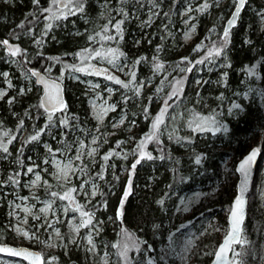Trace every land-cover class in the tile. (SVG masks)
<instances>
[{
  "label": "rangeland",
  "instance_id": "374dc122",
  "mask_svg": "<svg viewBox=\"0 0 264 264\" xmlns=\"http://www.w3.org/2000/svg\"><path fill=\"white\" fill-rule=\"evenodd\" d=\"M61 1L65 2L63 8L58 7ZM153 1L122 0L116 6L105 8L108 13L101 17L98 32H92V38L88 41L93 43L95 52L91 53V58L90 54L85 55L86 52L80 55V62L87 63L88 58L95 61L90 71H84L85 76L63 73V70L55 71L54 66L57 62L61 63V59L44 60L45 65L50 61L49 69H45L49 77L59 80L62 84L80 83L87 95L89 117L94 126L89 128L90 133L86 134L77 126L70 129L68 125L69 137L43 140L40 145L41 157L37 161L31 156L23 159V162L29 163L24 165L23 170L19 167V164L23 165L20 159L18 160L19 156L10 161L9 166L14 165L18 173L15 180L6 179L4 173L0 171V204L5 202L6 207L5 220L2 224L6 231H2L0 226V244L6 243L4 240L7 235L11 245L37 249L43 255L44 264H69L71 259L77 260L78 264H131L129 254L135 252L139 246L136 240L126 231L118 232L114 243H110L106 238H100L104 223L94 222L96 215L87 209L92 200L102 194L103 185L106 184L102 176L94 178L92 172L87 173V170H103L101 145L107 138L122 131L121 133H125L124 136H117L119 140L122 138V141H119L120 149L116 152L120 153L116 154L117 159L123 158L125 163L127 160L128 163L130 161L137 164L149 155L147 142H151L152 137L148 134H156V138L161 134L168 143H172L176 149L179 148L182 154L194 155L192 158L197 159L201 153L195 152L194 149L198 148L195 145L200 146V141L204 140L212 143L217 137H209L207 134L209 130L213 134L217 131L215 128L218 122L215 115L220 114V119L222 115L226 118L237 117L236 111L229 107L221 108L220 111V108L210 102L202 105L199 102L194 103L197 85L210 76L208 74L211 70H219L223 62L222 46L228 37L224 39L218 37L216 27L212 24V27L207 28L206 36L198 41L201 11L196 4L198 0H172L167 4L159 3L160 5L154 4ZM261 1L264 3V0ZM229 2L231 0L217 1L221 7ZM72 3L73 0H55L47 16L35 21L34 25L38 23L43 25L44 33L51 31V19L62 18L76 8ZM262 15L259 16L261 30L264 28ZM146 22L152 25L155 34L159 35L161 43L159 41L157 44L159 47L157 53L151 57L130 58L124 53L120 54V51L117 52L122 45L126 28L133 23L139 29L138 32H141ZM98 34L104 36L99 37ZM2 44L0 49L2 63L8 67L19 64L18 59L23 56V51L18 42L2 41ZM163 48L171 49L178 54L174 58L175 62L168 66L169 72H165L161 65L156 64L161 60L160 53ZM32 49L34 51V48ZM186 50L189 54L187 61H191L190 64L185 62L186 55L180 54ZM202 51L205 52L203 56L207 60H193L197 55L194 52ZM33 53L39 57L36 51ZM215 55H220V60ZM213 56L217 60L212 59ZM20 59L28 60L27 56ZM95 68L103 72L100 74ZM184 71H188V79L183 77L187 80L186 85L183 92L178 93L184 81L179 75L182 76ZM9 72L10 69L5 70L1 76L3 87H0V98L8 89L14 87ZM216 77L217 75L208 78L207 82L211 85L219 84L220 80ZM16 81L22 94L24 87L33 91L37 86L31 73L18 76ZM139 93H143L141 98L138 96ZM242 98L246 101L251 98L248 88L243 92ZM127 100L129 104L137 106V110L140 109L138 104L141 103V108L145 112L152 111L153 128L156 132L151 130L137 138L135 136L139 126L137 121H132L127 131L123 130L127 122L126 112L121 110L117 112V116L112 114L116 113V109H122V104ZM151 103L152 108H149ZM36 113L38 112L34 110L33 115L27 114L25 120L18 119L12 129L0 135L1 149H9L15 142L17 153L24 150L27 145L34 144L41 133L44 139H47L53 130L63 127L64 118H52ZM38 123L40 124L37 127ZM21 144L22 147L19 149ZM252 147L261 148L260 145L251 143L250 149ZM2 155L0 151L1 161H4L8 156ZM238 160L234 161L231 156H223V159L218 161L219 179L201 180L197 183V180L187 178L184 181L188 182L189 187L183 188L180 183L184 184L177 181V184L171 186L170 191H165V193L169 191L165 197L166 208L173 215L165 231L170 252L168 254L177 264L211 263L212 260L207 259L212 253L215 241L223 239L224 225L214 216L196 221L195 215L203 201L221 190L226 179H235L236 191L238 178L235 169ZM125 163L122 164L121 174V178L125 179L124 198L134 191L136 183ZM195 164L193 160L192 172L198 173L197 177L202 179L204 175L201 170H197ZM107 189L111 194L115 193L112 185ZM248 203L257 208L264 217V154L260 155L256 167ZM223 211L227 221L225 210ZM118 217L117 212L115 216L108 218L111 229L114 228ZM261 236L258 252L251 256L256 264H264V225ZM99 241L102 242V248ZM71 252L76 257H72ZM231 262L236 264L232 257ZM0 264L25 262L0 256ZM138 264L146 263L141 259ZM161 264H167L165 259Z\"/></svg>",
  "mask_w": 264,
  "mask_h": 264
},
{
  "label": "trees",
  "instance_id": "16d2710c",
  "mask_svg": "<svg viewBox=\"0 0 264 264\" xmlns=\"http://www.w3.org/2000/svg\"><path fill=\"white\" fill-rule=\"evenodd\" d=\"M121 1L73 0L72 5L76 8L69 11L62 18L51 19V31L44 33L43 25L39 23L34 25V22L47 16V12L51 9L55 0H0V49L3 46L2 41L13 42L16 40L23 51V56L20 58L25 56L28 58L27 61L18 59L21 66L17 64L9 67L7 64H3L0 59V87H3L1 76L8 69H10L9 75H11L14 85L0 98V135L12 129L18 119L25 120L27 114L33 115L34 110L38 112L36 113L38 115L45 114L47 117L64 118L63 127L53 130L47 139H44L41 133L38 140L34 144L27 145L24 150H19L16 153L15 142L9 146V149L3 150L0 147V151L3 153L2 156H8L4 161H1L2 158L0 157V171L4 173L6 179L15 180L17 177L16 174L18 173L14 165L9 166L10 161L15 160L16 157L19 156L18 160L20 159L23 163L21 166L19 164V167H22L20 170H23L24 165L29 164L23 162V159L31 156L36 161L39 160L42 153L40 145L43 140L51 141L52 137H69L68 125L70 129L72 126H77L86 134L90 133L89 128L94 126L89 117L87 95L83 92V87L79 82L69 85L63 83L67 106L62 113H47L41 107V88L34 85L33 91H30L27 87H24V94H22L16 78L32 73L33 70L47 74L45 69H49L50 61L45 65L44 60L49 58L62 60L61 63L57 62L55 64V71L61 72L63 70V73L70 72L80 77L85 76L84 71H90L95 64L94 59H90L91 53L95 52L92 46L93 43L88 42L92 38L91 34L94 31L98 32L99 24L102 21L101 17L108 13L105 8L109 9L116 6ZM169 1L172 0H154L153 2L160 5L159 3L167 4ZM217 1L198 0L196 2L201 10L198 24V41L206 36L207 28L212 27V24L216 27V35L222 37V24L229 17L235 0H231L222 7ZM260 14L264 16V3L261 0H247L244 10L239 16L237 26L225 36L228 38L222 46L223 62L219 70H211L208 74L210 75L208 78L217 75L216 79L219 78L220 83L211 85L207 82V78L197 85L198 90L194 96L195 104L199 102L202 105V103L210 102L218 109L220 108V111H222L221 108L229 107L238 114L235 118H226L222 115V120L220 114L215 115V120L218 122L217 128H215L217 131L213 134L209 130L207 134L209 137H217L212 143L204 140L200 141V146L195 145L198 147L194 149L195 152L201 153L197 159L192 158L194 155L182 154L179 148L176 149L172 143H168L161 134H158L159 137L157 136V138L156 134H148L149 137H152L151 142H147L148 157L137 164H132L130 161L128 163L127 160H125V163L123 158L119 157L120 159H117L116 156V154H120L116 152L120 149L119 141H122V138L119 140L120 138L117 136L123 137L125 134L119 131L118 135L107 138L106 142L101 145L103 170H87L88 174L92 172L94 178L100 175L106 182L103 185L102 194L95 197L87 208L96 215L94 222L102 221L104 223L100 238H106L110 243H114L116 235L120 231H126L132 235L139 246L136 247L135 252L132 251L129 254L131 264H138L141 259L146 264H161L163 259L167 264H177L175 259L170 258L168 254L170 252L165 235L170 219L173 217L172 212L166 208L165 197L171 186L177 184V181L184 184L180 183V186L187 188L190 186L187 185V181H184L187 178H191L193 181L197 180V183H200L201 180L214 181L217 178L219 179L218 161L222 160L225 155L231 156L234 161L240 160L250 150L251 143L260 145L259 150L261 154H264V28L261 30L259 25ZM32 26L35 27L32 28ZM146 26L148 27L146 28ZM137 29L133 23L126 28L122 45L117 49V52L120 51V54L124 53L130 58L151 57L156 54L159 50L157 44L160 38L159 35L155 34L152 25L146 22L141 32H138L139 29ZM100 36L103 37L104 35ZM32 48H34V51ZM35 51L39 54V57L33 53ZM175 52L171 49H161V60L156 64L161 65L165 72H169L168 66L175 62L176 59L174 58L178 55ZM187 52L186 50L180 54L186 55L185 62L190 64L191 61H187L189 55ZM83 53L85 55L90 54L87 63L79 61L81 59L80 55ZM194 53H197V55L193 60H207L203 56L204 51ZM215 56L220 60V55ZM213 58L215 57L213 56ZM148 60L150 61V59ZM187 73L188 71H184V74L179 75V77L188 79ZM186 81L184 79L178 93L183 92ZM170 84H172V81ZM246 88H248L251 97L247 101L242 98ZM138 96L141 98L143 93H139ZM128 100L122 104V109L118 108L116 113L112 114L117 116V112L121 110L126 112L127 122L123 130L127 131L130 123L137 121L139 123L138 129L135 131L137 138L143 133L145 134L151 130L155 131L152 111L150 113L145 112L141 108V103L138 104L140 109L137 110V106L129 104ZM152 105V103L149 104V108H152ZM39 124L36 126L38 127ZM21 147L22 144L19 149ZM51 147L53 146L51 145ZM193 160L196 163L197 170H201L204 175L202 179L197 177L198 173L192 172ZM123 162L128 169L130 168L129 172H132L133 178L136 179L134 191L125 198L123 197L125 179L121 178ZM112 166L114 167L112 168ZM111 185L115 191L113 194L107 189ZM167 190L169 191L165 193ZM235 194V179H226L221 186V190L211 198L203 201L197 208L195 220L203 221L213 216L218 218L224 225L223 236H225L228 231V223L226 216H223V210L228 216ZM55 198L57 199L58 196ZM5 208V202H2L0 204V226L3 229L2 231H6L2 225L5 220ZM117 212L120 215L114 228L111 229L108 218L115 216ZM263 225L264 217L257 208L248 203L242 237L240 242L234 246L230 255V259L232 257L236 264H256L251 256L258 252ZM5 236L4 242L11 244L8 236ZM220 242L221 240L215 241L212 253L207 261L213 259ZM100 247L102 248V242ZM70 254L72 257H76L72 252ZM69 264L78 263L77 260L73 261L71 259Z\"/></svg>",
  "mask_w": 264,
  "mask_h": 264
},
{
  "label": "water",
  "instance_id": "95a60500",
  "mask_svg": "<svg viewBox=\"0 0 264 264\" xmlns=\"http://www.w3.org/2000/svg\"><path fill=\"white\" fill-rule=\"evenodd\" d=\"M246 3L247 0H236L234 9L223 26L222 37H225L236 26L239 15L244 10ZM58 7H65V2H59ZM33 78L36 85L42 90L41 107L47 113H62L67 106L62 83L39 71L33 72ZM260 155V150L252 147L236 165L238 183L236 196L227 216L228 231L217 246L210 264H232L230 254L233 247L241 239L249 193ZM0 256L22 260L27 264H44L43 256L39 251L25 246L0 244Z\"/></svg>",
  "mask_w": 264,
  "mask_h": 264
},
{
  "label": "bare ground",
  "instance_id": "6f19581e",
  "mask_svg": "<svg viewBox=\"0 0 264 264\" xmlns=\"http://www.w3.org/2000/svg\"><path fill=\"white\" fill-rule=\"evenodd\" d=\"M234 2L236 3V0H235ZM234 6H235V4H234ZM233 9H234V7H233ZM233 9H232V11H233ZM232 11H231V13H232ZM231 13H230V15H231ZM240 14H241V13H240ZM230 15H229V17H230ZM239 16H240V15H239ZM229 17H228V18H229ZM228 18H227V19H228ZM239 18H240V17H239ZM239 18H238V19H239ZM225 22H226V21H225ZM237 23H238V20H237ZM237 23H236V26H237ZM224 24H225V23H224ZM223 26H224V25H223ZM234 29H235V28H234ZM96 69H97V68H95V71H96ZM36 71H38V70H33V71H32V73H31L32 76H33V72H36ZM39 72H41V71H39ZM41 73H43V72H41ZM50 78H52V77H50ZM53 79H54V78H53ZM55 80H56V79H55ZM57 81H59V80H57ZM59 82H60V81H59ZM61 83H62V82H61ZM62 85H63V84H62ZM63 88H64V86H63ZM64 93H65V89H64ZM41 95H42V93H41ZM40 97H41V96H40ZM65 99H66V97H65ZM40 102H41V100H40ZM66 103H67V101H66ZM44 111H45V110H44ZM237 163H238V162H237ZM237 163H236V165H237ZM237 183H238V180H237ZM236 190H237V184H236ZM235 196H236V194H235ZM234 198H235V197H234ZM241 237H242V236H241ZM5 244H7V243H5ZM10 245H11V244H10ZM30 249H32V248H30ZM34 250H35V249H34ZM37 251H38V250H37Z\"/></svg>",
  "mask_w": 264,
  "mask_h": 264
},
{
  "label": "flooded vegetation",
  "instance_id": "af4514ba",
  "mask_svg": "<svg viewBox=\"0 0 264 264\" xmlns=\"http://www.w3.org/2000/svg\"><path fill=\"white\" fill-rule=\"evenodd\" d=\"M97 72H99L100 74L103 72V70L100 69H96Z\"/></svg>",
  "mask_w": 264,
  "mask_h": 264
}]
</instances>
